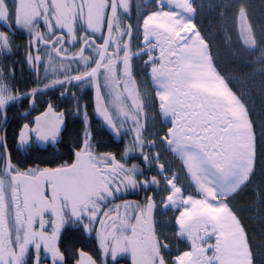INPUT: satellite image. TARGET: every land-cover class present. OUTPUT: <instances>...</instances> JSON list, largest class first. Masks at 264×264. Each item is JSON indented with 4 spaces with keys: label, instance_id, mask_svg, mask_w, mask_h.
Here are the masks:
<instances>
[{
    "label": "snow or ice",
    "instance_id": "snow-or-ice-1",
    "mask_svg": "<svg viewBox=\"0 0 264 264\" xmlns=\"http://www.w3.org/2000/svg\"><path fill=\"white\" fill-rule=\"evenodd\" d=\"M124 261L264 264V0H0V264Z\"/></svg>",
    "mask_w": 264,
    "mask_h": 264
},
{
    "label": "flooded vegetation",
    "instance_id": "flooded-vegetation-1",
    "mask_svg": "<svg viewBox=\"0 0 264 264\" xmlns=\"http://www.w3.org/2000/svg\"><path fill=\"white\" fill-rule=\"evenodd\" d=\"M128 198H130V199H134L135 197H128ZM122 264H127V262L124 261V262H122Z\"/></svg>",
    "mask_w": 264,
    "mask_h": 264
},
{
    "label": "rangeland",
    "instance_id": "rangeland-1",
    "mask_svg": "<svg viewBox=\"0 0 264 264\" xmlns=\"http://www.w3.org/2000/svg\"><path fill=\"white\" fill-rule=\"evenodd\" d=\"M209 15H211V14H209ZM244 86H247V85H246V83H245V85H244Z\"/></svg>",
    "mask_w": 264,
    "mask_h": 264
}]
</instances>
